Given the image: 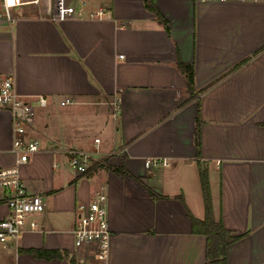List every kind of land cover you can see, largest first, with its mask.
I'll return each mask as SVG.
<instances>
[{"label": "crops", "instance_id": "obj_1", "mask_svg": "<svg viewBox=\"0 0 264 264\" xmlns=\"http://www.w3.org/2000/svg\"><path fill=\"white\" fill-rule=\"evenodd\" d=\"M84 1L85 18L59 23L46 13L54 0L9 17L0 2V74L35 105L28 137L40 143L18 173L45 204L0 244V264H96L95 246L77 247L73 229L78 205L101 187L105 264H209L206 235L191 223L205 219L202 173L214 220L239 237L228 264H264V3L150 0L151 11L146 0ZM101 6L110 18L87 17ZM179 63L193 67L192 94ZM11 133L0 112V167L16 163ZM72 148L89 155L85 173L71 166ZM150 158L168 164L148 169ZM3 199L0 190V219Z\"/></svg>", "mask_w": 264, "mask_h": 264}, {"label": "built area", "instance_id": "obj_2", "mask_svg": "<svg viewBox=\"0 0 264 264\" xmlns=\"http://www.w3.org/2000/svg\"><path fill=\"white\" fill-rule=\"evenodd\" d=\"M4 13L9 17L12 7L32 5L38 6L41 0H0ZM198 3H264V0H196ZM80 7L68 3V0H54L48 13V18L53 22L81 20L85 18L82 7L86 1H79ZM112 15L109 7L101 6L87 14L89 19L103 20ZM74 100L66 98L61 105L71 104ZM37 105H47L45 96H38ZM114 115L120 109L117 101L112 102ZM35 105L26 95L18 92L12 75L0 74V112H7L12 119V147L16 154L15 165L0 167V190L3 200L8 207V213L0 219V244H5L12 239L20 237L26 230L30 216L42 213L45 210L43 197L37 193H30L18 173V166L30 161L33 154L40 150V143L28 137V126L34 116ZM96 142H98L96 140ZM71 166L79 173H85L89 168V155L84 151L72 148L68 151ZM168 161L160 158L146 159V168L166 166ZM108 196L106 188L101 187L95 193L92 201L84 206L78 205V219L74 225V243L77 247L84 245L95 246L96 264H105L109 250L111 230L108 222ZM30 227H36L34 221Z\"/></svg>", "mask_w": 264, "mask_h": 264}, {"label": "trees", "instance_id": "obj_3", "mask_svg": "<svg viewBox=\"0 0 264 264\" xmlns=\"http://www.w3.org/2000/svg\"><path fill=\"white\" fill-rule=\"evenodd\" d=\"M146 8L153 10L150 0L145 2ZM187 79V87L190 93L194 91V71L192 65L178 64ZM197 124L199 125V116L196 117ZM198 132V130H197ZM198 141V137H197ZM115 172L124 173L123 168H114ZM202 190L205 202V219L197 220L191 217L193 231L196 233L204 234L207 238L206 257L209 264H228L226 260V248L234 243L239 237L233 236L226 230L221 223L216 222L211 213V203L209 196V187L207 177L204 173L201 174ZM152 196L156 194L150 191ZM35 254L39 257L50 258L55 256L54 251L35 250Z\"/></svg>", "mask_w": 264, "mask_h": 264}]
</instances>
